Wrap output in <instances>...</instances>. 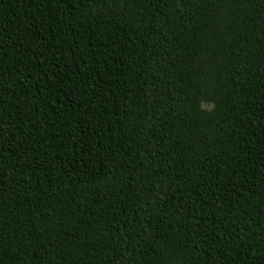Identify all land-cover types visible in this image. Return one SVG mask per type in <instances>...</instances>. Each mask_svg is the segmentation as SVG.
I'll use <instances>...</instances> for the list:
<instances>
[{"label":"trees","instance_id":"1","mask_svg":"<svg viewBox=\"0 0 264 264\" xmlns=\"http://www.w3.org/2000/svg\"><path fill=\"white\" fill-rule=\"evenodd\" d=\"M0 264H264V0H0Z\"/></svg>","mask_w":264,"mask_h":264}]
</instances>
